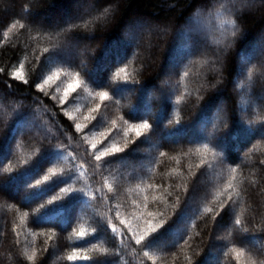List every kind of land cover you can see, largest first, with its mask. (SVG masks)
<instances>
[{
	"label": "trees",
	"instance_id": "16d2710c",
	"mask_svg": "<svg viewBox=\"0 0 264 264\" xmlns=\"http://www.w3.org/2000/svg\"><path fill=\"white\" fill-rule=\"evenodd\" d=\"M71 1L0 0V264H262L264 0Z\"/></svg>",
	"mask_w": 264,
	"mask_h": 264
},
{
	"label": "rangeland",
	"instance_id": "374dc122",
	"mask_svg": "<svg viewBox=\"0 0 264 264\" xmlns=\"http://www.w3.org/2000/svg\"><path fill=\"white\" fill-rule=\"evenodd\" d=\"M236 1L237 0H232V2H233V5L232 6H236L237 4H236ZM254 2H256V0H241L240 1V5H241V7L243 6V7H247V6H249V5H252ZM81 4V0H73V1H71V4H70V10H68V11H65V10H63V9H58L57 10V13L55 14L56 16H55V20H57L56 18H61L60 20L61 21H64V18H66V14L67 13H71V12H73V11H75V10H77L78 8H80L79 6H81L80 5ZM238 7V6H237ZM236 7V8H237ZM230 9H232V8H230ZM212 12H210V14H211ZM203 24H206L207 25V27H204V25ZM138 25V24H137ZM189 25L190 26H188V27H190V32L192 33V34H195V33H199L201 30H202V28H205V29H209L210 30V25L208 24V22L206 23V21H204L203 19H202V17H200L199 15H198V13H196L195 15H193V16H191L190 17V19H189ZM187 27H183L182 29H181V32L178 34V39L179 40H184V41H186V39L188 38V36L186 35V33H187V29H186ZM146 32H148V29H146L145 27H144V25H140L139 26V28L136 26V27H127L126 28V30L123 32L124 34V36H125V39H126V42L128 43V44H130L131 43V45H134L135 43H136V41H135V39H134V36L136 35H140V33L142 34V33H146ZM202 37V41L205 43V44H211V45H213L214 47H215V50L214 51H216L217 53H218V51L219 50H221V46L219 45V43L217 42V40H218V37H216V38H214V37H212V36H210V34L209 35H201ZM262 38H263V40H264V35L262 36ZM196 43H195V48H194V50H195V54L197 55L198 53H200V55L201 56H203L204 55V53L206 52V51H208V49H206V48H203V47H201V45L199 44V42H197V41H195ZM64 44H66V45H68V44H71L70 42H64ZM73 46L75 47V48H77L78 46H80V44H73ZM216 48H218V49H216ZM250 49H248V53H246V54H248V55H246L245 56V54L243 53L241 56H240V62H246L247 61V56H251V57H253V58H258V57H263L262 55H264V45H261V44H254V45H250V47H249ZM211 51H213V50H211ZM179 53H181L180 52V50L179 49H176V53H175V57H177V55L179 54ZM188 54V53H187ZM72 56H77V55H74L73 53H70V52H67L66 54H65V58L67 59V58H72ZM181 56V54H179L178 55V57H180ZM182 57V56H181ZM183 58H180L179 60H178V62L177 63H175L174 62V60H175V58L174 59H172L173 61H170L168 64H167V66H166V68L163 70V74H164V76H165V79L166 78H169V76H170V74H171V72H172V70H173V68L175 67V66H177V65H184L186 62H187V64L191 61V59H190V57H189V60L187 61L186 59L185 60H182ZM55 60V59H54ZM263 61V60H262ZM164 85L165 86H169L170 85V83H169V81H168V79L167 80H165V82H164ZM170 87V86H169ZM172 90V89H171ZM245 96V95H244ZM247 100H249L250 101V99H247ZM248 101V102H249ZM147 155H150V153H147ZM149 157V156H148ZM208 185V184H207ZM207 185H205V184H203V187H201L200 188V193L201 194H203L206 190H207ZM224 230V229H223ZM172 240V236H168V237H166V238H164V239H162L161 240V242H170ZM55 255V254H54ZM76 256H77V259H75L74 261H80L81 260V256L80 255H78L77 253H76Z\"/></svg>",
	"mask_w": 264,
	"mask_h": 264
},
{
	"label": "snow or ice",
	"instance_id": "6c2138e0",
	"mask_svg": "<svg viewBox=\"0 0 264 264\" xmlns=\"http://www.w3.org/2000/svg\"><path fill=\"white\" fill-rule=\"evenodd\" d=\"M122 71H123V69H122ZM13 78L23 79V77H22V75H21V73L19 71L13 73ZM50 79H52V77H49V80ZM46 83H48L47 80L45 81V84ZM79 84H80V81L79 80H77L74 84H69L68 91L74 92L76 90V88L79 86ZM65 95H67V92L65 93ZM97 95L99 96V98H100L101 101H105V100H108L109 99V93L106 92V91L98 92ZM93 111H96V109H93ZM77 127H79V125H77ZM129 128H130L131 131H134L137 136H139L143 130H146V129L149 128V124L146 123V122L145 123H141V124H134V125H130ZM93 147H95V146H93ZM113 151L119 152L120 149L119 148H114ZM103 155H107V152L103 153ZM95 158H96L97 161H99L101 159V156H96ZM261 163H264V161H262ZM44 179L47 180L48 177L45 176ZM235 223L237 225H239L241 223V221L239 219H236L235 220ZM153 231H155V229ZM81 235H83V233H81ZM144 240H145V236L144 235H141L140 238L136 242L137 243H140V242H142ZM242 254H243L242 252H238L237 253L238 256L239 255H242ZM145 255H147V253H145ZM27 259L31 261L33 259V256L32 255H29L27 257ZM68 259L69 260H75V259H77L76 253H73L72 255H70L68 257ZM83 259H88V257H83ZM262 264H264V262H262Z\"/></svg>",
	"mask_w": 264,
	"mask_h": 264
}]
</instances>
